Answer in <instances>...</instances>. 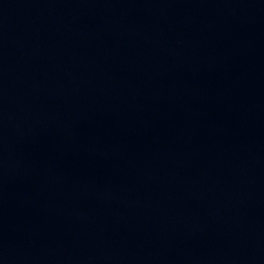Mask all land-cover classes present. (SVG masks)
Segmentation results:
<instances>
[{"label":"water","instance_id":"obj_1","mask_svg":"<svg viewBox=\"0 0 264 264\" xmlns=\"http://www.w3.org/2000/svg\"><path fill=\"white\" fill-rule=\"evenodd\" d=\"M0 264H264V0H0Z\"/></svg>","mask_w":264,"mask_h":264}]
</instances>
